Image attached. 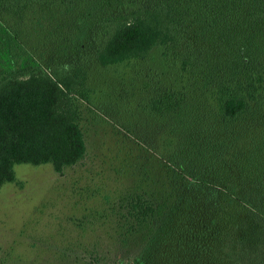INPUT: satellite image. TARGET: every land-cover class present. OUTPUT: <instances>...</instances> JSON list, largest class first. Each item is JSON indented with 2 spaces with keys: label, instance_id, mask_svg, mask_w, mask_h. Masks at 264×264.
<instances>
[{
  "label": "trees",
  "instance_id": "1",
  "mask_svg": "<svg viewBox=\"0 0 264 264\" xmlns=\"http://www.w3.org/2000/svg\"><path fill=\"white\" fill-rule=\"evenodd\" d=\"M33 7L65 13L74 35L58 59L39 62L38 51L18 67L12 48L24 46L7 20ZM156 47L169 82L146 84L140 101L123 82L108 105H123L132 120L134 106L150 117L137 119H153L164 157L144 153L148 137L132 134L141 145L129 136L140 152L126 153L135 184L105 216L127 247L134 241L130 264H264V0H0V187L21 185L16 163H49L61 173L79 162L86 113L105 119L92 107L90 72L145 60ZM115 119L134 133L127 125L135 122ZM127 256L116 254L117 263Z\"/></svg>",
  "mask_w": 264,
  "mask_h": 264
},
{
  "label": "rangeland",
  "instance_id": "2",
  "mask_svg": "<svg viewBox=\"0 0 264 264\" xmlns=\"http://www.w3.org/2000/svg\"><path fill=\"white\" fill-rule=\"evenodd\" d=\"M43 13L33 7L18 21L5 16L11 29L19 31L24 46L12 48L13 63L18 67L21 63L28 66L31 58L38 59V51L43 54L39 62L58 59L54 58L55 53L61 52L67 39L74 35L68 29L72 20L65 13L60 10ZM57 34L61 35L54 36ZM161 51L156 47L145 60L121 62L90 72L88 86L95 103L86 104L105 119L91 122L86 113L81 122L86 152L79 162L65 167L61 173L49 163L14 164L21 185L5 182L0 187V264H85L82 257H88L89 253L98 255V264H118L116 254L127 256L132 252L128 248L134 250V241L129 240L133 246L127 247L128 241L120 240L114 219L105 216V212H111L117 196L135 184L132 183L135 176L127 171L130 159L127 160L126 153H140L132 139L141 145L146 144L143 138L150 139L153 146L147 143L149 150L144 152L149 157L163 159L164 149L162 137L156 139L158 132L153 119L149 124L142 122L149 116L135 106V120L122 110L123 105L110 111L108 102L112 98L108 92L127 82L128 88L137 87L135 99L140 101L143 96L139 93L147 94L146 84L168 83L171 72ZM103 108L110 113L108 116L101 111ZM119 116L123 121L128 118L135 122L127 125L134 133L121 127L115 119ZM137 117H142V121ZM131 158L134 162L140 159ZM156 166L155 161L148 162V172H156ZM124 262L130 264L128 256Z\"/></svg>",
  "mask_w": 264,
  "mask_h": 264
}]
</instances>
